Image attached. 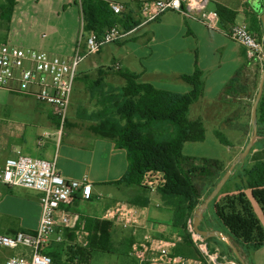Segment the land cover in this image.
Returning <instances> with one entry per match:
<instances>
[{"label": "crops", "instance_id": "1", "mask_svg": "<svg viewBox=\"0 0 264 264\" xmlns=\"http://www.w3.org/2000/svg\"><path fill=\"white\" fill-rule=\"evenodd\" d=\"M16 1L18 6L9 24V32L3 33V44L30 45L61 58L73 55L79 34L78 20H82L80 0H40L44 6L34 15L25 10L26 4L32 0ZM106 1L122 5L124 11L121 14L126 18L127 25L134 27L127 31L123 39L103 47L99 53L84 61L87 63L80 65L63 126L53 107L37 102L32 96L1 89L0 166L7 159L20 154L28 155L55 161L64 178H87L91 185L89 200L77 195L68 207L61 209L69 213L71 219L70 225L62 229L63 241L52 240L42 249L53 259L52 264L75 263L67 253L70 245H91L89 264H137L129 256L134 240L132 230H124L109 221L112 223L110 235L107 243L101 245L100 233L93 234V230L88 229L91 220H105L107 209L120 202L130 204L132 198V189L113 184L127 171L125 152L116 149L112 141L100 137L96 129L105 116L107 106L112 107L119 101L125 84L122 72L136 73L142 83L177 94H186L191 90L183 76L196 72L201 74L202 95L190 107L188 119L200 120L204 126L205 139L198 143L208 142L209 147L220 151L218 156L205 154L200 158L218 161L223 175L243 153L246 147L244 141L249 142L253 136L252 108L263 68L250 62L245 49L227 36L235 24L249 26L245 19H249L258 30L262 29L253 0H208L210 11L217 13L219 7H224L236 13L232 24L222 22L219 17L221 27L217 30L177 12L164 13L155 22L143 26L140 7L149 0ZM64 8L66 11L58 16ZM45 9L48 11L45 12ZM27 26L34 28L33 36L24 34ZM37 33L44 34L45 41H37ZM82 101L90 110L89 114L82 112ZM259 130L260 134L257 125L258 138L247 156L236 164L223 187L225 194H235L238 186H244L245 179L241 177L244 169L256 162H264V124L259 125ZM219 138L225 139L228 144H222ZM228 138L242 140L231 144ZM243 192L264 228L260 205L251 197L249 189L244 188ZM162 198L160 193H151L147 207H135L151 235L167 240L180 234L182 225L173 206L162 209ZM211 203L203 213L201 227L221 236L208 239L210 248L224 256L229 255L230 249L245 264H264V245L253 250L249 245L234 241L216 217ZM40 216L38 193L0 184V234H33L38 228ZM82 227L86 235L79 236L77 234ZM30 256L31 250L26 247L0 248V264H6L12 257Z\"/></svg>", "mask_w": 264, "mask_h": 264}, {"label": "trees", "instance_id": "2", "mask_svg": "<svg viewBox=\"0 0 264 264\" xmlns=\"http://www.w3.org/2000/svg\"><path fill=\"white\" fill-rule=\"evenodd\" d=\"M15 4V0H0V17L5 15L7 28ZM80 6L84 33L94 32L98 37H102L112 26H120L126 32L134 27L127 25L122 14H114L106 0H80ZM217 13L224 23L232 24L236 17L235 12L224 7H219ZM248 29L262 38V29L258 30L253 23ZM261 68L264 70V63ZM121 76L125 84L119 101L112 107L107 106L105 116L96 126L100 137L112 141L116 149L126 154L127 171L113 184L132 189L130 205L145 208L149 205L151 193L141 186V180L148 172H162L166 177V184L159 193L163 198H182L185 203L180 228L182 243L177 245L173 253L176 256L201 258L186 231V221L223 177V170L218 161L185 157L182 154L185 143L203 142L205 139L202 122L188 119L190 107L202 95L201 74L196 72L183 76V80L191 88L186 94L171 93L152 84L142 83L136 73L129 71L122 72ZM160 123H167L173 128L172 137L161 141L155 136V130ZM260 124H264V87L257 107L259 134ZM219 140L222 144H228L223 138ZM241 177L245 179L244 186H238L237 193L225 194L226 191L222 189L211 205L216 217L234 241L257 250L264 245V228L243 189L251 191V197L260 205L264 217V162H256L252 167L244 169ZM111 227L112 223L109 221L95 219L89 222L88 229L91 228L93 234L100 233L99 244L103 245L108 241ZM90 248L91 245H70L67 253L72 257L74 264L76 261L78 264H89ZM228 254L224 256L219 253L222 258L237 260L230 249ZM51 260L53 262V259ZM203 264L207 262L203 261Z\"/></svg>", "mask_w": 264, "mask_h": 264}, {"label": "built area", "instance_id": "3", "mask_svg": "<svg viewBox=\"0 0 264 264\" xmlns=\"http://www.w3.org/2000/svg\"><path fill=\"white\" fill-rule=\"evenodd\" d=\"M110 8L117 15L124 11V7L116 3H110ZM167 12H177L186 18L201 21L214 30L221 27L218 14L208 10V0L145 1L140 7L141 25L153 23ZM126 35L127 32L116 25L98 37L94 32L84 33L82 23V33L69 58L1 44L0 89L32 96L37 102L53 107L63 126L80 65L103 47L117 43ZM227 36L245 49L250 62L264 63L262 38L250 31L246 24L233 25ZM0 184L36 192L40 195L41 204L40 222L35 233L0 234V248L26 247L31 250L30 257H12L6 264H52L51 258L42 249L52 240L63 241L62 229L70 225L71 219L70 214L61 209L68 207L77 195L83 200L90 199L88 179H66L59 173L55 161L20 154L0 166ZM165 184V175L157 171L146 173L141 180V186L150 193H159ZM195 212L186 221V231L201 258L174 255L173 250L182 243V236L174 235L167 240L153 237L133 205L117 203L107 209L104 219L120 225L124 230H132L134 240L129 256L137 264H203V261L207 264H240L211 250L208 240L195 230ZM81 230L77 235H86L83 227Z\"/></svg>", "mask_w": 264, "mask_h": 264}, {"label": "rangeland", "instance_id": "4", "mask_svg": "<svg viewBox=\"0 0 264 264\" xmlns=\"http://www.w3.org/2000/svg\"><path fill=\"white\" fill-rule=\"evenodd\" d=\"M15 3L16 4H15L14 9H13V12H12L11 20L13 18L14 10L18 6V2L16 0H15ZM43 6L44 5L41 3L40 0H32V1H29L28 4H26L25 10L28 11V12H30V14L34 15V14H36L37 11L40 12L42 10ZM47 11L48 10L45 9V12H47ZM65 11H66V8H64V10H61L59 12V15L58 16H60ZM4 13H6V11H4ZM245 22H247L249 25L251 24V22L249 21V19L248 20L245 19ZM10 23H11V21H10ZM7 27H8V23L5 21V15H4L2 18L0 17V44H3V42H4L3 41V33L4 32L6 33V31L9 32V30H10V26H9V29ZM78 29H79V34H78V37L76 39V44L78 43L79 38H80V35L82 33V20H81V18H79V20H78ZM24 34L26 36H28V35H32L33 36L35 34V30H34V28H32L30 26H27V27L24 28ZM43 35L41 33H37V36H36L37 41L38 40L45 41V39L43 38ZM6 44L20 47L16 43H12V42H8ZM76 44H75V46H76ZM20 48L31 49V50L43 52V51H41L39 49H36L34 47H31L30 45L29 46L27 45L25 47H22L21 46ZM44 53H46V52H44ZM84 63H87V62H84ZM80 84L83 87V84L82 83H80ZM3 90H5V89H3ZM2 98H3V94H2V91L0 89V100ZM82 108H83L82 112H84L86 114H89L90 113V110L88 109V107H86L83 104V101H82ZM157 128L158 129L155 130V136L159 140L164 141V140H166V139H168V138H170V137L173 136V128L170 125H168L167 123H160V125H158ZM227 140H229V142L231 144L232 143L233 144H238L237 141L238 140H242V139H231V138H228ZM207 144H208V142H206L204 144H200L198 142H196V143H193V142L185 143L184 144V147H183L182 154L185 157H192V158H198V159L200 157L204 156L205 154H207L205 156H218L219 155V152H220L219 149L209 147ZM244 144L246 146L248 144V140L247 141H244ZM170 202L172 204H170ZM161 203H162V206H163L162 209L168 208V206H170V205L173 206L175 208L176 214H178V216L176 218H179L181 220V224H182L183 213L185 212V209H184V206H185L184 200L182 198L164 197V198H162Z\"/></svg>", "mask_w": 264, "mask_h": 264}, {"label": "water", "instance_id": "5", "mask_svg": "<svg viewBox=\"0 0 264 264\" xmlns=\"http://www.w3.org/2000/svg\"><path fill=\"white\" fill-rule=\"evenodd\" d=\"M260 1L261 0H253L252 4L255 8H257V13H258V16L260 18L261 25H262V42H263V56H264V0H263V2H260ZM263 87H264V70H263L262 77H261L259 91H258L255 103H254L253 108H252L251 124H252V129H253V136L251 137L250 141L246 145L243 153L231 165V167L223 175V177L221 178L219 183L216 185V187L210 193V195L206 198L204 203L201 204L200 207H198V209L195 212V222H194L195 230L197 233L202 235L207 240L209 238H213V237H220L221 234L218 232H215V233L208 232V231L201 228V226H202L201 221H202L203 213L206 210V208L208 207V205L220 194L224 185L226 184V182L231 177V175L235 169L236 164L238 162H240L241 160H243L247 156L250 149L253 147L255 140L258 138V136H257V107H258L259 101L262 97ZM236 256H237V260L240 264H245L243 259H241L238 254H236Z\"/></svg>", "mask_w": 264, "mask_h": 264}, {"label": "flooded vegetation", "instance_id": "6", "mask_svg": "<svg viewBox=\"0 0 264 264\" xmlns=\"http://www.w3.org/2000/svg\"><path fill=\"white\" fill-rule=\"evenodd\" d=\"M260 2H263V0H261Z\"/></svg>", "mask_w": 264, "mask_h": 264}]
</instances>
